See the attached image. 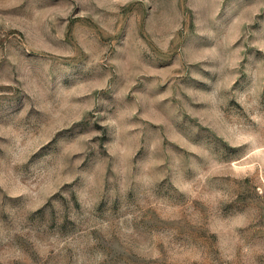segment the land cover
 I'll return each instance as SVG.
<instances>
[{
  "label": "rangeland",
  "instance_id": "374dc122",
  "mask_svg": "<svg viewBox=\"0 0 264 264\" xmlns=\"http://www.w3.org/2000/svg\"><path fill=\"white\" fill-rule=\"evenodd\" d=\"M0 264H264V0H0Z\"/></svg>",
  "mask_w": 264,
  "mask_h": 264
}]
</instances>
